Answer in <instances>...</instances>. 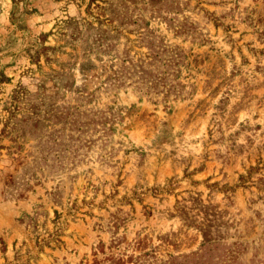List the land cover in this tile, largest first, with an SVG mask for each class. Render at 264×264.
Returning <instances> with one entry per match:
<instances>
[{"label":"rangeland","instance_id":"obj_1","mask_svg":"<svg viewBox=\"0 0 264 264\" xmlns=\"http://www.w3.org/2000/svg\"><path fill=\"white\" fill-rule=\"evenodd\" d=\"M0 264H264V0H0Z\"/></svg>","mask_w":264,"mask_h":264},{"label":"trees","instance_id":"obj_2","mask_svg":"<svg viewBox=\"0 0 264 264\" xmlns=\"http://www.w3.org/2000/svg\"><path fill=\"white\" fill-rule=\"evenodd\" d=\"M254 170H256V168L251 167L250 170H249V172H248V176L247 177H250V175L252 174V172ZM247 177L245 178L244 176H242L241 179H240L241 182L244 183L245 182L244 180L247 179ZM179 218H181V220H182V217L181 216H179ZM185 226L190 227V226H193V225H191V223H187ZM202 233H203V237H205V239H206L205 231L202 232Z\"/></svg>","mask_w":264,"mask_h":264}]
</instances>
